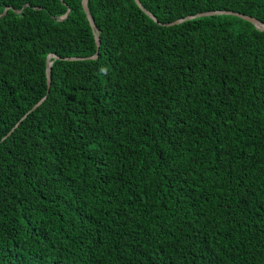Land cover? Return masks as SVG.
<instances>
[{"label":"trees","instance_id":"1","mask_svg":"<svg viewBox=\"0 0 264 264\" xmlns=\"http://www.w3.org/2000/svg\"><path fill=\"white\" fill-rule=\"evenodd\" d=\"M139 1L0 0V264H264V0Z\"/></svg>","mask_w":264,"mask_h":264},{"label":"water","instance_id":"2","mask_svg":"<svg viewBox=\"0 0 264 264\" xmlns=\"http://www.w3.org/2000/svg\"><path fill=\"white\" fill-rule=\"evenodd\" d=\"M135 4L149 17L151 18L154 22L158 23L157 20L155 19L154 16H152L150 13H148L141 5L140 1L139 0H134ZM81 4H82V8H83V11L85 13V16L91 26V28L93 29V31L95 30V44H96V52L93 56L91 57H87V58H82V60H96L98 58V50H99V45H100V42H99V37H98V31L96 30V27L94 25V20L89 12V8H88V0H81ZM7 12V9L4 10V13ZM3 13V14H4ZM68 15V13H66L65 16H63L62 18L60 19H64L66 18V16ZM214 15H230V16H236L244 21H247L253 25H255L258 29H263L264 28V24L260 23L259 21H257L256 19L252 18V17H249V16H246V15H242V14H239V13H234V12H225V11H215V12H206V13H202V14H198L194 17H186L184 19H179L177 21H174L172 23H168V24H165V26H173V25H178L182 22H185V21H188V20H192L194 18H199V17H204V16H214ZM159 24V23H158ZM54 58L58 59V57L54 56ZM71 60H75V59H71ZM49 61V57L47 59V62ZM51 64L52 62H48L47 63V69H46V84H47V90H46V95L40 99L38 101L37 104H35L22 118L21 120L16 123L15 127H18V125L20 124V122L22 120H24L27 115H29L32 111L36 110L43 102L44 100L46 99L47 97V94L49 93V89H50V83H51ZM14 128L8 133L11 134V132L14 130ZM7 135V136H8Z\"/></svg>","mask_w":264,"mask_h":264},{"label":"bare ground","instance_id":"3","mask_svg":"<svg viewBox=\"0 0 264 264\" xmlns=\"http://www.w3.org/2000/svg\"><path fill=\"white\" fill-rule=\"evenodd\" d=\"M48 62H50V60Z\"/></svg>","mask_w":264,"mask_h":264}]
</instances>
